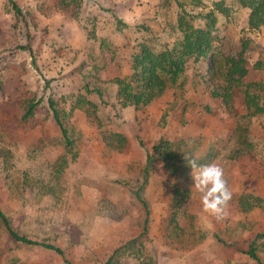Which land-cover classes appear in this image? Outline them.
<instances>
[{
	"label": "rangeland",
	"instance_id": "rangeland-1",
	"mask_svg": "<svg viewBox=\"0 0 264 264\" xmlns=\"http://www.w3.org/2000/svg\"><path fill=\"white\" fill-rule=\"evenodd\" d=\"M178 11L174 0H0V211L20 236L63 253L14 241L0 221V264H104L116 249L112 264H256L246 252L264 233V113L249 117L243 98L245 84L264 81V31H247L248 11L217 16L220 55L236 57L248 40L232 110L212 95L222 80L207 62L190 61L183 88L169 86L143 108L116 102L112 80L130 73L137 43L170 45ZM113 15L137 28L117 26ZM101 39L109 44L102 51ZM24 102H37L30 126ZM161 141L225 169L233 193L226 219L203 211L192 170L183 182L157 157L143 184L145 152ZM141 186L145 206L135 195ZM182 186L187 198L172 217ZM241 195L262 203L243 211Z\"/></svg>",
	"mask_w": 264,
	"mask_h": 264
},
{
	"label": "trees",
	"instance_id": "trees-1",
	"mask_svg": "<svg viewBox=\"0 0 264 264\" xmlns=\"http://www.w3.org/2000/svg\"><path fill=\"white\" fill-rule=\"evenodd\" d=\"M66 0H62L65 2ZM179 11L176 15L174 23L170 25L173 41L170 45L161 48L149 45L146 42H139L130 59V73L128 75L115 77L112 82L116 86V102L121 109L134 107L135 109L143 108L155 99L162 96L164 91L170 86L176 89H182L184 86V74L188 63L207 62L209 72L217 77H221L222 87L215 90L212 95L220 98L228 110H232V90L235 87L242 86V79L247 75V69L244 65L243 54L247 48V39L242 42V50L237 56L220 55L219 43L220 37L217 35V16L228 17L230 14L247 10L246 29L250 33H256L264 26V0H211L209 6H205L200 0H191V5L196 8L200 7L204 11H187L179 0H174ZM7 11L20 15L21 11L13 3H9L6 7ZM117 26L128 29H136L135 26H129L117 19L113 15ZM199 22L200 25L195 24ZM94 38V33H91ZM100 50L108 48V43L104 39L99 40ZM20 50L27 51L31 54L28 46L18 47ZM223 61V65H220ZM219 79V78H218ZM97 92V91H96ZM98 93V92H97ZM79 103V101H77ZM243 103L246 113L249 117L262 115L264 113V82H249L245 84ZM36 103L24 102L22 122L25 125H32L33 110ZM48 104L52 110L53 119L61 132V138L65 147L69 148L71 139L67 129L64 127L62 117L54 104L48 100ZM167 142H159L151 148V151L145 152V167L143 171V184L146 183L153 167L155 159L162 158L166 163L169 174L177 175L183 182H186L191 167L188 161L193 158L184 159V155L180 154L179 149L170 151ZM200 164H204L205 160H199ZM142 186L136 191L135 195L142 205L144 202L140 197ZM187 198V191L184 186L182 188L175 187L172 200V217L175 211L181 207ZM260 199L251 196L241 195L238 199L239 208L247 211L257 205H260ZM174 219V218H173ZM0 221L8 233V235L16 242L27 246H37L50 250L57 255L62 256V251L52 245L43 244L16 233L7 218L0 211ZM138 239H133L126 243L125 248L131 244L137 243ZM264 251V233L256 234L250 242L247 256L255 261L256 264H264V261L258 255V251ZM118 249L114 250L112 255L104 264H112Z\"/></svg>",
	"mask_w": 264,
	"mask_h": 264
},
{
	"label": "clouds",
	"instance_id": "clouds-1",
	"mask_svg": "<svg viewBox=\"0 0 264 264\" xmlns=\"http://www.w3.org/2000/svg\"><path fill=\"white\" fill-rule=\"evenodd\" d=\"M188 164L192 169L193 189L201 194L203 211L218 221L226 219L233 193L225 169L216 162L200 164L196 159Z\"/></svg>",
	"mask_w": 264,
	"mask_h": 264
},
{
	"label": "crops",
	"instance_id": "crops-1",
	"mask_svg": "<svg viewBox=\"0 0 264 264\" xmlns=\"http://www.w3.org/2000/svg\"><path fill=\"white\" fill-rule=\"evenodd\" d=\"M261 31H264V26L261 28ZM264 82V81H263Z\"/></svg>",
	"mask_w": 264,
	"mask_h": 264
}]
</instances>
